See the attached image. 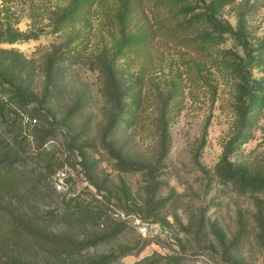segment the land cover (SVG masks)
Returning <instances> with one entry per match:
<instances>
[{"label":"rangeland","instance_id":"1","mask_svg":"<svg viewBox=\"0 0 264 264\" xmlns=\"http://www.w3.org/2000/svg\"><path fill=\"white\" fill-rule=\"evenodd\" d=\"M158 1L154 59L129 0H0V39L36 34L0 40V172L29 157L16 193L38 187L2 214L87 243L14 246L28 264H264V0Z\"/></svg>","mask_w":264,"mask_h":264},{"label":"trees","instance_id":"2","mask_svg":"<svg viewBox=\"0 0 264 264\" xmlns=\"http://www.w3.org/2000/svg\"><path fill=\"white\" fill-rule=\"evenodd\" d=\"M159 1L158 0H129L128 5L126 6L127 16L138 23L140 27L144 30L145 37L144 40L141 42V46L143 49L148 52L151 57L154 59L157 58V54L154 51L153 47V40H154V29L151 23L146 18V13L148 10L152 8H159ZM36 34H11L3 36L0 40H7V41H16L18 39H29L35 38ZM166 44H169L166 41ZM173 44L170 48H176L177 46H184L188 51L194 53L197 56H201V50L199 45L195 44L191 39H182L180 41L171 40ZM258 87L255 91H263ZM5 100V101H4ZM9 104L7 103L6 99L0 96V114L5 113L9 109ZM249 110H244L241 115V121L238 125L239 133L237 134L236 140L243 135L245 125L244 120L246 119V115ZM29 157H19L17 159L9 161L6 169L0 172V196H2L6 192L15 193L16 196L27 198L29 195L33 193V191L38 190L36 184L31 185L27 190L19 193H16V189L18 187V180L19 174L21 173L20 169L24 166L26 160ZM132 169V167H125V170ZM76 209L78 212L82 214H89L90 211L88 208L82 207L79 204L76 205ZM48 213L47 215H44ZM56 216L53 211L44 212L43 215H34V221L40 222L41 219H44L45 216ZM28 230V229H27ZM23 231L19 229L17 226H12L8 221L5 219L4 215L1 211L0 206V264H28L25 261L19 259L18 257L14 256L13 254V247L18 244L27 243L33 245L37 248H43V246L47 247V250L50 252L49 248L52 249V254L57 257H73L81 252L86 246V242H79V241H70L58 236H42L37 233L33 229H29L28 231ZM114 258V256H105L98 259L94 264H109V262Z\"/></svg>","mask_w":264,"mask_h":264},{"label":"built area","instance_id":"3","mask_svg":"<svg viewBox=\"0 0 264 264\" xmlns=\"http://www.w3.org/2000/svg\"><path fill=\"white\" fill-rule=\"evenodd\" d=\"M143 229H145V227H143Z\"/></svg>","mask_w":264,"mask_h":264}]
</instances>
